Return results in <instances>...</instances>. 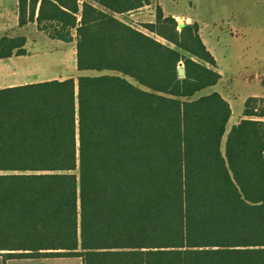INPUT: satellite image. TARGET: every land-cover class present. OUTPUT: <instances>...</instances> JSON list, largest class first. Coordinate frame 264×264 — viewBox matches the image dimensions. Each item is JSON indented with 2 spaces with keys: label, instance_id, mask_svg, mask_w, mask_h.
I'll return each instance as SVG.
<instances>
[{
  "label": "trees",
  "instance_id": "16d2710c",
  "mask_svg": "<svg viewBox=\"0 0 264 264\" xmlns=\"http://www.w3.org/2000/svg\"><path fill=\"white\" fill-rule=\"evenodd\" d=\"M91 1L19 0L20 28L75 33L78 72L101 75L0 89V256L264 264V99L223 149L230 105L193 99L221 80L198 25L157 7L150 36L119 18L149 0Z\"/></svg>",
  "mask_w": 264,
  "mask_h": 264
},
{
  "label": "crops",
  "instance_id": "0c3cea01",
  "mask_svg": "<svg viewBox=\"0 0 264 264\" xmlns=\"http://www.w3.org/2000/svg\"><path fill=\"white\" fill-rule=\"evenodd\" d=\"M5 2L6 0H0V28H4V30L8 32V35L5 37L26 38L25 35L27 31H29L30 29H34V27L38 30L37 23L28 24L23 28L19 27V0H14L13 7L11 9L8 8L7 3ZM79 2L80 4H83L85 2L90 3L93 6L98 7L91 0H79ZM230 2V0H226L223 5L219 7V9L222 10V7L227 8V10H229V15L234 17L233 11L235 10L236 4L233 5ZM152 6V3L150 2V5L148 7H145L144 9L138 10L128 15H131L130 17H134L136 21H139L138 24L141 25V27L145 24H153L156 21V15L154 22L149 20V17L152 16ZM253 7L264 8V0H254ZM240 11L243 13L245 12V9H240ZM172 18L178 20V17L176 16H172ZM226 20L227 19H223V17H218V19L213 23L202 24L199 22H194L193 19L184 18L182 23L183 25H198L199 36L206 49L210 52V54L216 61L215 71L221 76V80L216 86L208 89H211V93H209V95L217 93L221 95L222 98L230 105L231 118L226 127L227 133L231 131L230 122L233 117V109L231 105L232 100H237V98L240 99L242 96H244L242 101L244 108L238 113L237 121L234 125H232L231 129L234 126L238 125L242 120L247 119L244 117V110L245 103L249 98L264 99V25L261 29H256V31L261 33V38L252 40V33L254 31L252 25H238L236 23L231 24V22H226ZM136 30L140 31L139 29ZM146 32L147 31H144L143 33L146 34ZM67 45L76 47V41L75 43L72 42ZM251 51H254L253 57H250ZM217 52H219V55L221 57L217 55ZM74 53H76L75 50ZM13 59L14 57L9 60ZM250 62L252 63L250 64ZM79 73L91 77L101 75L97 72ZM27 84L35 83L9 85L6 87H0V89L18 87ZM0 264H83V261L80 258H39L6 261L2 256H0Z\"/></svg>",
  "mask_w": 264,
  "mask_h": 264
},
{
  "label": "rangeland",
  "instance_id": "374dc122",
  "mask_svg": "<svg viewBox=\"0 0 264 264\" xmlns=\"http://www.w3.org/2000/svg\"><path fill=\"white\" fill-rule=\"evenodd\" d=\"M226 0H149L152 3V16L149 20L154 22L157 7L162 9L164 16L178 17V24L183 22L184 18L193 19L194 22L199 23H213L218 17L227 19L226 22L238 25H252L254 31L252 33V40L261 38V33L256 29H261L264 25V8L253 7L254 0H230L231 4L235 5L233 11L234 17L229 15V10L221 5ZM263 1V0H260ZM9 9L13 7L14 0H6ZM249 8V9H247ZM240 9H245L241 12ZM220 12V13H219ZM136 14V13H135ZM134 15V14H133ZM131 15L119 17L128 25L144 32L145 30L138 24ZM217 18V19H216ZM8 32L4 28H0V38L7 36ZM146 34L152 36L151 34ZM26 56L22 58L14 57L13 60L0 61V87L9 85H19L24 83H42L48 81H65L68 79L76 80L78 77L86 76L78 72L76 67V47L69 46L65 43L52 41L43 32L30 29L26 33ZM0 39V40H1ZM159 40V39H158ZM76 41V34L73 33V42ZM161 41V40H160ZM74 49V50H73ZM254 51L250 52V57H253ZM218 56L219 52H217ZM253 54V55H252ZM221 57V56H220ZM252 62H250L251 64ZM182 68V67H181ZM211 93V89H206L198 93L193 99L205 97ZM243 97L237 100H232L231 105L233 109V117L230 122V130L232 125L237 121L238 113L243 110ZM229 130V131H230ZM229 132L226 133V136ZM226 137L224 138L225 144ZM224 149V145H222Z\"/></svg>",
  "mask_w": 264,
  "mask_h": 264
},
{
  "label": "water",
  "instance_id": "95a60500",
  "mask_svg": "<svg viewBox=\"0 0 264 264\" xmlns=\"http://www.w3.org/2000/svg\"><path fill=\"white\" fill-rule=\"evenodd\" d=\"M180 25H183V23H180ZM178 74L181 78L185 77V69L182 67L179 69Z\"/></svg>",
  "mask_w": 264,
  "mask_h": 264
}]
</instances>
